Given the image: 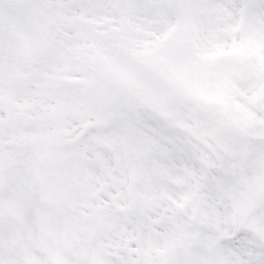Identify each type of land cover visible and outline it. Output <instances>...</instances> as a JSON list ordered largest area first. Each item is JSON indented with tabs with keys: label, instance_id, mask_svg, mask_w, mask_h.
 Segmentation results:
<instances>
[{
	"label": "snow or ice",
	"instance_id": "1",
	"mask_svg": "<svg viewBox=\"0 0 264 264\" xmlns=\"http://www.w3.org/2000/svg\"><path fill=\"white\" fill-rule=\"evenodd\" d=\"M0 264H264V0H0Z\"/></svg>",
	"mask_w": 264,
	"mask_h": 264
}]
</instances>
